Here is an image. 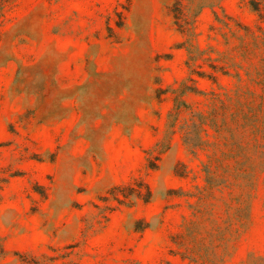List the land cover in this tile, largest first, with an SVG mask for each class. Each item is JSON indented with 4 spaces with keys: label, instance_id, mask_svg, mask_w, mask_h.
Wrapping results in <instances>:
<instances>
[{
    "label": "rangeland",
    "instance_id": "obj_1",
    "mask_svg": "<svg viewBox=\"0 0 264 264\" xmlns=\"http://www.w3.org/2000/svg\"><path fill=\"white\" fill-rule=\"evenodd\" d=\"M174 1L0 0V264H264V0Z\"/></svg>",
    "mask_w": 264,
    "mask_h": 264
},
{
    "label": "trees",
    "instance_id": "obj_2",
    "mask_svg": "<svg viewBox=\"0 0 264 264\" xmlns=\"http://www.w3.org/2000/svg\"><path fill=\"white\" fill-rule=\"evenodd\" d=\"M179 1L180 0H175L174 1L173 5L170 7L171 11H174L175 9H177V6H179V4H180ZM173 18L175 19L174 24H175V26H177L178 25V19H179L178 15L173 16ZM141 183H142V187L145 189L144 196H142L140 194V191L132 190V192L134 193V195H136V197L142 199L144 202H148L150 200V198H151V190H150V188H149L147 183H145V182H141Z\"/></svg>",
    "mask_w": 264,
    "mask_h": 264
}]
</instances>
